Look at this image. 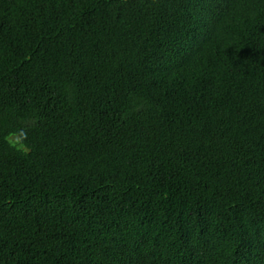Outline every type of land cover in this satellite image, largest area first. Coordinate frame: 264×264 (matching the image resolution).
<instances>
[{"label": "trees", "instance_id": "1", "mask_svg": "<svg viewBox=\"0 0 264 264\" xmlns=\"http://www.w3.org/2000/svg\"><path fill=\"white\" fill-rule=\"evenodd\" d=\"M0 264H264V0H0Z\"/></svg>", "mask_w": 264, "mask_h": 264}]
</instances>
